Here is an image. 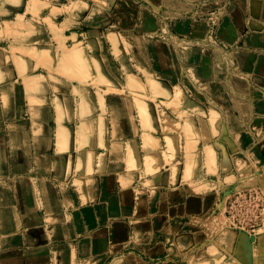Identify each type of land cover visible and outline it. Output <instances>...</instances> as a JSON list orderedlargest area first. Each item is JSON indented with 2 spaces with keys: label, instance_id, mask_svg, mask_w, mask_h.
<instances>
[{
  "label": "crops",
  "instance_id": "obj_1",
  "mask_svg": "<svg viewBox=\"0 0 264 264\" xmlns=\"http://www.w3.org/2000/svg\"><path fill=\"white\" fill-rule=\"evenodd\" d=\"M0 19V179L73 207L12 228L0 264H264V231L226 218L264 192V0H0Z\"/></svg>",
  "mask_w": 264,
  "mask_h": 264
},
{
  "label": "rangeland",
  "instance_id": "obj_2",
  "mask_svg": "<svg viewBox=\"0 0 264 264\" xmlns=\"http://www.w3.org/2000/svg\"><path fill=\"white\" fill-rule=\"evenodd\" d=\"M3 19V18H2ZM2 19H0V26L3 25ZM38 48H43L42 45H36ZM12 51H16L14 48ZM28 53L26 50H23ZM54 64L57 67H63L62 72L68 77L74 79L76 75L85 73L86 60L79 58L76 49H72L71 46L64 47L57 55H53ZM186 106H188L186 104ZM188 107H191L189 105ZM154 116L156 118L158 126L168 123L170 120V113L168 109L159 101L154 103ZM198 112V111H197ZM203 116L202 111L195 114V117L201 119ZM181 117V116H180ZM175 118V117H174ZM172 120L178 121L179 118ZM199 124V120L195 119ZM201 125V120H200ZM179 126V125H178ZM26 171L17 172V174H6L0 179V237L2 236V248L0 250L9 252L11 248L7 246L17 232H12L11 229L19 227L23 234L36 235L33 232L35 226L43 223H57L58 212L61 206L67 207L71 211L73 208L69 200L64 204L60 203L58 189L53 186L35 183L34 185L27 181ZM67 204V205H66ZM61 207V209L63 208ZM65 209V208H64ZM13 210V215H11ZM51 212L50 216H46V213ZM54 213V215H52ZM63 219L67 222L73 220L70 213L67 216L62 215ZM24 231V232H23ZM245 233V232H244ZM52 238L56 236L51 233Z\"/></svg>",
  "mask_w": 264,
  "mask_h": 264
},
{
  "label": "built area",
  "instance_id": "obj_3",
  "mask_svg": "<svg viewBox=\"0 0 264 264\" xmlns=\"http://www.w3.org/2000/svg\"><path fill=\"white\" fill-rule=\"evenodd\" d=\"M226 218L229 225L248 235L264 231V192L250 188L234 192L227 205Z\"/></svg>",
  "mask_w": 264,
  "mask_h": 264
},
{
  "label": "water",
  "instance_id": "obj_4",
  "mask_svg": "<svg viewBox=\"0 0 264 264\" xmlns=\"http://www.w3.org/2000/svg\"><path fill=\"white\" fill-rule=\"evenodd\" d=\"M256 238V236L255 235H253V239H255Z\"/></svg>",
  "mask_w": 264,
  "mask_h": 264
}]
</instances>
